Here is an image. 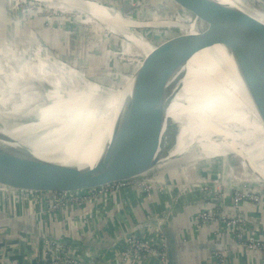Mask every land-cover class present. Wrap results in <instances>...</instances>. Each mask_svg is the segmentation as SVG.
Listing matches in <instances>:
<instances>
[{
    "label": "bare ground",
    "instance_id": "obj_1",
    "mask_svg": "<svg viewBox=\"0 0 264 264\" xmlns=\"http://www.w3.org/2000/svg\"><path fill=\"white\" fill-rule=\"evenodd\" d=\"M35 1L47 8L71 12H78L80 5L84 4L85 11L111 33L122 34L138 48L143 47L149 52L154 48L132 30L144 23L124 17L111 5H102L94 0ZM221 1L243 9L264 23V12L250 10L245 0ZM6 2H0V29L3 31L2 40L0 38V123L9 125L14 133L27 134L32 141L45 144L48 148H58L62 153L69 151L61 157H44L35 153L37 156L63 163L92 164L100 146L95 149L96 141L93 142L91 137L99 133L101 138L105 137L104 120L108 118L109 111L124 104L129 90L99 86L85 79L80 71L56 59L47 42L29 29L24 21L11 16L5 7ZM158 23L165 27L185 26L191 31L194 27L193 22L181 24L175 21L177 24H174L172 20H164ZM180 59V65H193L196 70L188 74L179 68L173 70L167 97L163 103H155V106H162L172 120L181 122L176 144L169 154L150 160V166L142 168L134 178L157 181L156 175L148 174L160 168L168 158L190 152L187 150L191 143L199 150H211L203 153L205 158L235 150L244 157L246 164H251L254 171L264 176V125L232 59L215 46ZM234 101L239 102V108L232 104ZM152 102L149 100L151 106ZM28 115L30 118L15 119ZM192 119L195 121L192 122L193 127H200V130L209 127V131L216 134V139L212 134L205 135V131L194 133L188 127ZM47 138L51 143L44 142ZM75 143L81 146L75 148ZM226 173L236 178L234 174ZM254 179L257 180L256 177Z\"/></svg>",
    "mask_w": 264,
    "mask_h": 264
},
{
    "label": "water",
    "instance_id": "obj_2",
    "mask_svg": "<svg viewBox=\"0 0 264 264\" xmlns=\"http://www.w3.org/2000/svg\"><path fill=\"white\" fill-rule=\"evenodd\" d=\"M169 1L174 4L179 23H183L184 15L193 20V31L185 28L184 35L175 33L157 43H151L155 47L143 56L131 74L133 79L127 100L109 111L108 118L104 120L105 137L101 138L100 133L91 137L93 142L96 141L95 149L100 146L92 164L63 163L37 156L61 157L69 151L62 153L58 148H48L45 144L32 141L27 134L14 133L9 125L0 123V203L37 202L52 196L86 192L115 181L135 179L142 168L150 166V160L169 154L176 144L181 122L172 120L163 107L155 106V103H163L167 97L173 77L172 69L181 63L179 54L182 49L186 54L216 45L224 49L232 59L243 87L264 125V23L243 9L221 0ZM130 7L123 3L122 12L129 14ZM149 100L153 101L152 106ZM232 104L239 108V102L234 101ZM192 122H195L194 119L188 127L194 133L205 131V135L212 134L209 127L200 130V127H193ZM212 137L216 139L217 136L212 134ZM49 140L47 138L44 142L51 143ZM75 144V148L81 146L80 143ZM191 144L187 151L193 148L196 153L199 152V148ZM90 152L93 153V150ZM193 160L192 165L204 162L208 166L236 171L248 180L264 183V176L254 171L251 164H246L244 157L235 150ZM166 181L172 182V179ZM207 203L215 204L229 215L244 217L232 211L231 205H226L221 197L204 196L203 204ZM0 220L15 224L35 237L54 244L69 247L78 242L46 233L4 208H0ZM157 230L163 236L165 264H179L180 243L175 233L164 224H159ZM211 249L222 248L213 246ZM56 256H60L59 251H56Z\"/></svg>",
    "mask_w": 264,
    "mask_h": 264
},
{
    "label": "crops",
    "instance_id": "obj_3",
    "mask_svg": "<svg viewBox=\"0 0 264 264\" xmlns=\"http://www.w3.org/2000/svg\"><path fill=\"white\" fill-rule=\"evenodd\" d=\"M168 171L157 167L148 176ZM209 195L214 196L215 192ZM203 197L201 185L195 183L153 185L149 196L142 187L130 185L97 201L72 204L67 211L37 215L29 210L20 217L46 233L77 240L76 245L68 247L69 251L90 258L95 264H161L158 253L139 260L119 257L122 237L128 230L159 247L163 238L157 230L159 224L167 225L179 240V264H264L262 253L236 243L220 221L195 226L193 214L205 206ZM224 202L231 205L229 194ZM240 211L245 217L246 236L264 238V198L260 203L243 201ZM0 243V264H31L43 254L46 242L0 220ZM213 246L222 249L212 250Z\"/></svg>",
    "mask_w": 264,
    "mask_h": 264
},
{
    "label": "rangeland",
    "instance_id": "obj_4",
    "mask_svg": "<svg viewBox=\"0 0 264 264\" xmlns=\"http://www.w3.org/2000/svg\"><path fill=\"white\" fill-rule=\"evenodd\" d=\"M6 0H0V2ZM6 8L12 17H17L24 21L29 29L35 32L40 38L47 42V47L50 52L56 57L75 70L80 71L85 79L94 82L104 88L113 87L118 91L130 90L132 83L131 74L136 64H138L143 56L149 51L143 47H137L133 42L126 40L122 34L116 35L106 29L104 24H100L93 16L85 10L84 4H81V10L71 12L70 10H58L47 8L35 0H7ZM93 2V0H85ZM102 5H111L119 10L124 17L130 18L137 22L144 23L143 25L132 28L133 32L139 34L150 44L157 43L162 39L169 37L175 33L179 35L185 34V28L182 26L165 27L162 23L164 20H172L174 24L178 22L177 13L175 12L174 4L169 0H94ZM116 1H119L117 4ZM250 10L264 12V0H245ZM38 3V4H37ZM123 3H127L130 7V13L122 12ZM12 7V8H11ZM46 7V8H44ZM84 11H83V10ZM184 21L181 24H192L187 15L183 17ZM186 19V20H185ZM149 22V23H148ZM188 22V23H187ZM147 23V24H146ZM153 23V24H152ZM179 23V22H178ZM103 25V26H102ZM194 25V22H193ZM188 31H191L188 29ZM3 31L0 29V38ZM2 40V38H1ZM175 45L180 46L178 43ZM155 47V46H154ZM181 47V46H180ZM224 53V50L216 45ZM47 48V49H48ZM181 51V50H179ZM204 50L188 53L189 55H197ZM187 55L183 49L179 58ZM177 68L185 70L186 73L194 72L197 68L193 65H178ZM32 117V116H31ZM30 116H17L15 119L23 120ZM201 148L199 152L194 150L185 154L177 155L168 158L159 167L170 169L166 174L164 172H156V177L160 178L157 181L160 184L165 182V177L172 179V182L166 181L165 184H173L185 186L192 183L207 184L210 188L213 186H229L231 183L242 184L250 183L257 185L261 182H255L244 178L236 171L223 170L216 166H208L206 163L194 162L195 158H203V153L211 151L207 148ZM216 156V155H213ZM211 156V157H213ZM232 173L236 178H231L227 173ZM241 181H239L238 179ZM164 180V181H163ZM139 181L138 179H126L128 186ZM145 184H151L149 181L140 180ZM41 202H20L3 203L4 207L14 211L18 216H23L29 210L31 212L43 213L49 215L50 212L55 213L57 208L46 201Z\"/></svg>",
    "mask_w": 264,
    "mask_h": 264
},
{
    "label": "built area",
    "instance_id": "obj_5",
    "mask_svg": "<svg viewBox=\"0 0 264 264\" xmlns=\"http://www.w3.org/2000/svg\"><path fill=\"white\" fill-rule=\"evenodd\" d=\"M151 184H145L143 182L137 181L132 185H138L140 188L146 191V194L149 196L151 194V188L153 185H160L161 187L166 182H162L163 184L158 183L157 181H149ZM207 184H203L201 186L202 191L204 192L205 197H210L213 195H209L211 191L215 192L214 196L221 197L222 201H225V197L229 194L231 196V207L232 211H237L240 214H243L240 211V204L243 201H250L252 203H260L264 198V183H258L257 185H251L250 183H242L235 184L231 183L229 186H213L214 189L211 190ZM128 186L126 180L115 181L98 187L93 190H89L82 193L70 194L65 196H52L48 197L42 201L48 200L50 204L53 205V208H57L56 210H64L67 211L72 204H81L87 203L89 200H98V198H102L103 195H110L115 190H120L124 187ZM42 201H38L41 202ZM89 203V202H88ZM90 203H93L91 201ZM89 203V204H90ZM0 208L7 209L8 211L13 210L4 207L3 203H0ZM54 214L50 212L49 215ZM218 220L220 221L229 235L232 237L236 243L241 245L247 250H255L262 253L264 256V238H258L253 236H246L243 228L244 217L241 216H233L224 212L220 207L214 205H210L209 203L205 204V206L199 210H197L193 214V221L196 227H202L206 223ZM217 235L216 232H214ZM122 239L123 246L120 247L119 257L123 259H132L139 260L144 255H150L153 253H158L161 264H165V255L163 244L156 247L154 244L150 243L143 237L136 234L134 230H128L124 233ZM44 252L41 254L33 263L31 264H95L90 258L83 257L79 254H75L69 251V248L63 245L54 244L48 241H45ZM56 251H59L60 256H56ZM2 252V245L0 243V256Z\"/></svg>",
    "mask_w": 264,
    "mask_h": 264
}]
</instances>
